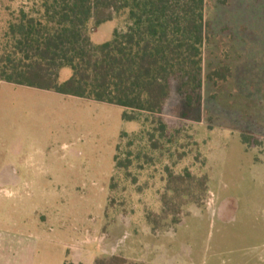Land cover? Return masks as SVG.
Instances as JSON below:
<instances>
[{
  "label": "rangeland",
  "instance_id": "obj_1",
  "mask_svg": "<svg viewBox=\"0 0 264 264\" xmlns=\"http://www.w3.org/2000/svg\"><path fill=\"white\" fill-rule=\"evenodd\" d=\"M37 1L0 0V58L9 49L10 26ZM205 19L210 30L200 105L188 108L180 82L173 83L157 118L167 126L166 137L153 133L158 151L132 137L127 173L115 163L117 155L126 160L122 134H136L143 122L125 121L118 106L0 83V232L36 238L34 264H72L68 256L75 251L67 247L81 245L87 232L106 250L117 219L160 211L166 169L180 174L189 168L202 176L205 166L213 173L221 166L229 195L239 198L244 188L236 182L250 166H264V0H206ZM124 28L122 18L91 25L89 39L102 44ZM223 67L231 71L227 81L207 79ZM70 76L63 69L60 81ZM153 120L145 130L156 128ZM244 136L252 146L242 143ZM86 249L95 253V247ZM74 254L75 264H118L109 253L95 259L98 253Z\"/></svg>",
  "mask_w": 264,
  "mask_h": 264
},
{
  "label": "trees",
  "instance_id": "obj_2",
  "mask_svg": "<svg viewBox=\"0 0 264 264\" xmlns=\"http://www.w3.org/2000/svg\"><path fill=\"white\" fill-rule=\"evenodd\" d=\"M205 6L206 0H38L30 14L22 12L9 28L0 83L118 106L125 110V121L143 122L136 134H122L128 141L126 160L117 155L115 163L127 173L133 167L132 137L141 142L145 138L152 151L160 147L153 133L166 137L167 126L157 118L173 83L180 82L179 94L188 108L201 103L203 51L210 30ZM115 18L123 19L124 30L116 29L109 41L93 44L90 26L99 28ZM63 69L71 76L61 82ZM230 77V69L223 67L207 79L225 82ZM149 119L157 125L152 131L144 128ZM250 140L244 136L242 143L252 146ZM165 173L161 212L145 214L154 231L175 227L187 206L203 207L208 198L207 175L197 176L189 168Z\"/></svg>",
  "mask_w": 264,
  "mask_h": 264
},
{
  "label": "crops",
  "instance_id": "obj_3",
  "mask_svg": "<svg viewBox=\"0 0 264 264\" xmlns=\"http://www.w3.org/2000/svg\"><path fill=\"white\" fill-rule=\"evenodd\" d=\"M221 170L216 166L213 173V166H205L207 204L187 206L175 227L154 231L145 219L151 211L134 212L109 226L106 250L91 239V232L81 245L67 250L98 253L94 259L109 253L130 264H264V166H250L236 182L237 188H244L239 198L229 195ZM160 212L161 207L153 213ZM98 233L95 230L93 235ZM90 246L95 253L87 251ZM38 247L36 238L0 232V264H34ZM74 253L66 254L72 264Z\"/></svg>",
  "mask_w": 264,
  "mask_h": 264
}]
</instances>
